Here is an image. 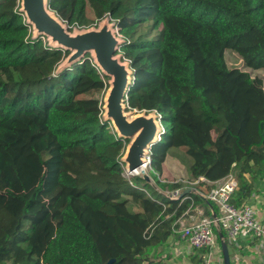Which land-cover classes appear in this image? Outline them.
Masks as SVG:
<instances>
[{
	"label": "trees",
	"instance_id": "1",
	"mask_svg": "<svg viewBox=\"0 0 264 264\" xmlns=\"http://www.w3.org/2000/svg\"><path fill=\"white\" fill-rule=\"evenodd\" d=\"M19 3L0 0V185L19 180L9 153L19 143L43 173L28 193L5 194L18 210L0 234V264H169L160 249L178 234L179 218L197 204L209 207L195 194L167 198L178 182L155 190L138 176L134 185L124 178L128 141L102 120L109 79L89 55L56 74L68 52L26 39ZM48 6L70 31L109 17L128 37L119 47L133 71L126 110L155 111L163 129L150 148L152 171L161 174L168 155H183L193 180L216 182L237 170L235 206L264 181L263 81L225 61L231 51L244 68L264 71V0ZM147 24L153 37L138 34Z\"/></svg>",
	"mask_w": 264,
	"mask_h": 264
},
{
	"label": "water",
	"instance_id": "2",
	"mask_svg": "<svg viewBox=\"0 0 264 264\" xmlns=\"http://www.w3.org/2000/svg\"><path fill=\"white\" fill-rule=\"evenodd\" d=\"M19 6V12L25 18L26 25L32 28L31 40L44 37L49 47L68 52L57 67L56 74L83 61L85 56L89 55L102 75L109 79L103 98L102 119L111 125L119 139L128 141L120 159L125 171L131 174L146 164L150 165L146 157L149 156L150 148L163 134L161 119L155 111L134 114L133 111L126 110V94L132 85L133 71L129 61L119 52V47L124 41L116 32L114 23L109 17H105L96 26L73 28L70 31L56 13L50 10L48 0H20ZM138 177L147 184L151 182L145 171H141ZM187 194L201 197L193 188H185L178 199ZM204 201L209 207L212 219L216 220L217 215L212 204ZM218 240L222 264H231L228 246L220 232Z\"/></svg>",
	"mask_w": 264,
	"mask_h": 264
},
{
	"label": "built area",
	"instance_id": "3",
	"mask_svg": "<svg viewBox=\"0 0 264 264\" xmlns=\"http://www.w3.org/2000/svg\"><path fill=\"white\" fill-rule=\"evenodd\" d=\"M41 39L47 44L44 37ZM146 160L149 162L150 156H147ZM202 181L206 180L199 178L193 182H185L187 186L184 185L164 194L170 200H178L185 188H193L202 199L215 207L216 220L212 219L211 215L197 212L195 215L188 214V216L185 213L177 221L180 240L184 241L189 248L201 252V264H215L217 261L214 251L219 246L218 232L223 234L227 246L230 247L237 246V241L241 237H250L264 244V222L258 219L256 207L245 203L235 206L231 202V196L238 186L237 178L232 172L203 193L196 188Z\"/></svg>",
	"mask_w": 264,
	"mask_h": 264
},
{
	"label": "rangeland",
	"instance_id": "4",
	"mask_svg": "<svg viewBox=\"0 0 264 264\" xmlns=\"http://www.w3.org/2000/svg\"><path fill=\"white\" fill-rule=\"evenodd\" d=\"M89 15L91 16L90 13H89ZM112 22L115 25L116 22L115 21H112ZM97 24H98V22L94 20V22L92 24H90L88 27H82V28H90V27L96 26ZM74 28H77V27H74ZM149 29H150V25L147 24L138 30V34H141V35L149 34L150 37H153L154 34L151 33V31ZM32 35H33L32 28H28L27 31L25 32V38L31 39ZM138 36L139 35H136L135 38L137 39ZM120 38L124 42L128 41L127 36H120ZM225 61H226V64H227L229 69L242 70V71L250 73V75L252 77L261 78L263 81V89H264V71H262V70L252 71L250 69L244 68L242 60L235 53H233L231 51H226ZM133 112H134V114H136V111H133ZM111 129L113 130L112 127H111ZM9 153L12 155V157L14 159L15 168H16L17 173L19 175V180L16 183H10V184L4 183V184L0 185V191H1V193H4V197L0 199V234H3L5 232V230L12 224V221H13V219L16 215V212L18 210V204L14 200V198H12L8 195H5V194L8 191L12 192L15 195L20 194V193H28L33 187L36 186L40 176L43 173V168L41 167V164H39L37 162L36 158L31 155L30 149H29L27 144H25V143L16 144V145L9 148ZM176 157L177 156H175V155L169 156L168 164L170 167V172H172L174 170V171H176V173H179V175L181 174L179 176L181 180H179L178 183H180L181 186H184V185L187 186L185 182H193L195 180L190 178V174L188 172V163L183 158V155H182V159H180L181 161H179L182 166L178 165V162L175 161L178 158V157L177 158ZM142 167L144 168L143 171H145L150 176L151 182L149 185L153 189L160 190L158 185H157L158 182L161 184H169V183L165 182L166 178L164 177V175L157 174L156 172L152 171V169L150 168L149 165H144ZM174 168H177V170ZM123 170H124V173H123L124 178H126L128 181H130L131 185L135 184V181L133 180V178L140 175L141 171H142L139 169L138 171H136L137 172L136 175H132V174H127V172L125 171V167H123ZM232 174L233 175L235 174L234 176L236 177L237 172H234ZM139 185L142 186L143 183H139ZM202 185H203V182H200L196 186V188L199 189V187H202ZM209 189H210V187L206 186V187H202L201 190L203 192H206ZM166 192H169V191H165V193ZM199 210H201V209H199ZM189 212H190V210L185 212V213L189 214ZM185 213L183 215H185ZM203 214L206 215L204 212H203ZM174 237L176 239H179L180 235L174 234ZM179 243L182 246H184L185 248L188 247L186 245V243H184L182 241L178 242V244ZM220 263H221V261H220Z\"/></svg>",
	"mask_w": 264,
	"mask_h": 264
},
{
	"label": "crops",
	"instance_id": "5",
	"mask_svg": "<svg viewBox=\"0 0 264 264\" xmlns=\"http://www.w3.org/2000/svg\"><path fill=\"white\" fill-rule=\"evenodd\" d=\"M168 159H169V155L165 158V161L162 164L161 174L164 175V177L166 178L165 182L176 183L179 180H181L179 177L181 174L179 175V173H176V171L174 170L173 171L171 170L172 172H170ZM175 161L178 162V165H181L178 159H176ZM174 169L177 170V168H174ZM234 172H237V170L232 171V173ZM202 182H203L202 187L208 186L211 188L218 181L216 182L202 181ZM202 187H199L198 190L203 193V191L201 190ZM243 203L256 207V209L258 210V219L261 222H264V181L257 185H254L251 195L247 199L243 200ZM199 209H201L206 215L207 213H210L211 215L210 210H208L205 206L198 205V204L194 206L193 208L189 209L190 210L189 215H195L197 212H202ZM186 216H188V213H186ZM177 233L179 234V232ZM179 239H176L174 235H171L166 240L164 246L160 249L162 258L170 257L169 259H167L168 261L167 263L169 264L170 263L171 264H194L195 262L194 260H198V259L200 260V263H201V252L200 251L198 252V250H193L189 247L185 248L180 243L178 244V242H181ZM214 252H215V256L217 260L215 264H222V256L220 255V252H221L220 244L215 249ZM228 252H229L231 264H264V244H261L260 242L255 241L253 238H250V237L239 238L237 241V246H234V247L228 246Z\"/></svg>",
	"mask_w": 264,
	"mask_h": 264
},
{
	"label": "bare ground",
	"instance_id": "6",
	"mask_svg": "<svg viewBox=\"0 0 264 264\" xmlns=\"http://www.w3.org/2000/svg\"><path fill=\"white\" fill-rule=\"evenodd\" d=\"M138 170H139V169H138ZM138 170H136V171H138ZM140 170H142V171H143V170H144V168H143V167H141V168H140ZM136 171L132 172L131 174H132V175H136V174H137V172H136ZM127 174H128V173H127Z\"/></svg>",
	"mask_w": 264,
	"mask_h": 264
},
{
	"label": "clouds",
	"instance_id": "7",
	"mask_svg": "<svg viewBox=\"0 0 264 264\" xmlns=\"http://www.w3.org/2000/svg\"><path fill=\"white\" fill-rule=\"evenodd\" d=\"M162 126V125H161Z\"/></svg>",
	"mask_w": 264,
	"mask_h": 264
}]
</instances>
